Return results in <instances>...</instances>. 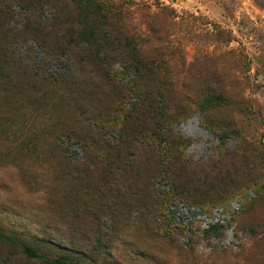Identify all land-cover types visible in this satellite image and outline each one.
Segmentation results:
<instances>
[{"label":"rangeland","instance_id":"374dc122","mask_svg":"<svg viewBox=\"0 0 264 264\" xmlns=\"http://www.w3.org/2000/svg\"><path fill=\"white\" fill-rule=\"evenodd\" d=\"M73 1L0 0V66L45 58L67 75L68 29L105 33V44L130 35L185 111L171 125L181 145L157 141L178 159L170 180L153 182L163 203L146 210L83 190L73 174L86 153L58 137L59 103L44 86L0 82V264H264V0H93L105 16L89 18ZM105 56L125 94L133 77L118 54ZM205 81L222 94L201 113Z\"/></svg>","mask_w":264,"mask_h":264},{"label":"trees","instance_id":"16d2710c","mask_svg":"<svg viewBox=\"0 0 264 264\" xmlns=\"http://www.w3.org/2000/svg\"><path fill=\"white\" fill-rule=\"evenodd\" d=\"M73 3V6L84 10L85 18L105 16V7L93 0H74ZM67 31L62 38L68 46L71 44L66 47L69 53L67 75L48 72L50 62L45 58L33 65L16 60L6 70L0 66L2 87L8 88L12 82L16 87L25 83L36 92L38 87L44 86L42 93L59 103L64 114L58 137H67L86 153L79 168L78 162L74 161L73 182H79L83 190L99 193V196L107 195L111 199L118 196L139 201V207L145 210L155 203L161 205L164 197L160 196L153 182L170 180V164L176 163L178 158L168 150L170 147L159 149L157 141L163 139L167 143L181 145V138L174 135L171 125L180 121L185 111L174 110L170 95L164 93L163 89L170 84L158 72L160 64L156 65L155 59H145L136 40L128 34H111V43L105 44V33L97 36L84 27L80 32ZM96 36L101 41H97L93 48L91 42L97 40ZM79 40L86 42L88 49L73 45ZM106 54L113 57L118 54L124 74L133 77V84L128 86L125 94L117 91L116 71ZM210 85L208 81L201 83L202 96L196 105L201 113L206 112L205 106L216 105L221 100L219 86L211 89ZM12 88L18 93L21 91ZM225 120L228 121L227 130L231 138L244 144L246 138L235 122L231 118ZM112 131L120 133L110 141L108 134ZM157 149L156 160L151 162L155 157L151 154ZM246 151L256 152L252 146ZM208 186L202 185V188L213 192L207 189ZM214 200L220 202L219 197Z\"/></svg>","mask_w":264,"mask_h":264}]
</instances>
